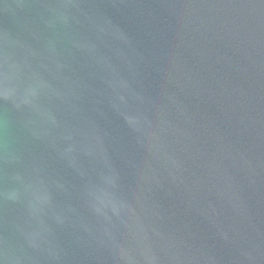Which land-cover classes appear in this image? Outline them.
Segmentation results:
<instances>
[{"label":"water","instance_id":"obj_1","mask_svg":"<svg viewBox=\"0 0 264 264\" xmlns=\"http://www.w3.org/2000/svg\"><path fill=\"white\" fill-rule=\"evenodd\" d=\"M0 264H264V0H0Z\"/></svg>","mask_w":264,"mask_h":264}]
</instances>
